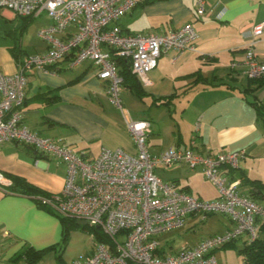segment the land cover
Returning a JSON list of instances; mask_svg holds the SVG:
<instances>
[{
	"label": "crops",
	"instance_id": "crops-1",
	"mask_svg": "<svg viewBox=\"0 0 264 264\" xmlns=\"http://www.w3.org/2000/svg\"><path fill=\"white\" fill-rule=\"evenodd\" d=\"M189 21L198 33L195 50L186 51L177 59L175 52L162 55L148 75L149 83L144 85L138 80L145 92L143 97L124 86L122 96L128 104L125 109L133 119L151 121L148 143L153 153L167 147H190L193 141L196 149L204 153L246 150L234 179L239 182V190L247 193L250 186L243 183L244 177L264 182V123L250 103L259 100L264 104V81L243 74L246 50L252 42L243 35V30L264 22V0H208L207 13L202 16L196 14L195 0H137L119 24L125 32L157 33L174 30ZM10 23L14 27L12 31L21 28L24 33V16L0 8V29ZM47 48L44 41L28 51L22 35L15 36L13 44L0 46V72H16L24 57L45 52ZM255 49L264 61V34ZM234 61L239 65L232 68ZM67 63L62 61L57 73L38 68L30 72L24 102L27 125L42 136L61 139L76 150H87L90 155H98L103 147L134 152L133 135L126 127L123 112L109 100L107 81L98 77L90 61L73 69ZM42 95L57 99L46 102ZM173 95L169 104L154 102L156 98ZM0 170L11 179L24 178L51 194L62 190L67 165L16 142H7L0 146ZM193 170L204 173L201 168L190 169L183 162L167 168L159 166L156 172L165 181H175L182 188L188 186L195 196L217 198V187V194L212 196L197 190L191 178ZM165 173L169 178L163 177ZM11 187H0L2 264H72L75 258L92 251L94 246L85 255L76 256L69 249L70 243L61 248L60 218L33 196L13 192ZM218 215L214 221L217 226L208 234L179 243L175 239L168 251L175 252L185 244L194 245L211 234L230 229L233 225L230 217ZM196 217L190 215L179 230L191 224L189 230L194 231ZM241 247L237 242L235 248L239 251ZM28 248L44 250L42 257L29 261L25 254ZM227 249L215 252L219 264H228Z\"/></svg>",
	"mask_w": 264,
	"mask_h": 264
},
{
	"label": "built area",
	"instance_id": "built-area-1",
	"mask_svg": "<svg viewBox=\"0 0 264 264\" xmlns=\"http://www.w3.org/2000/svg\"><path fill=\"white\" fill-rule=\"evenodd\" d=\"M136 3L137 0H0V8L20 16L36 18L46 13L51 19L37 32L46 42L47 51L27 55L14 73L0 72V146L16 142L67 165L62 190L35 198L58 215L101 228L108 237L107 241L94 237L92 251L75 258L72 264H219L217 250L241 240L249 245L259 238L258 223L264 219V204L242 193L239 182L231 176L246 157L244 149L204 153L196 149L193 141L190 147L151 152V121L133 119L125 109L123 78L112 56L129 59L133 73L145 85L162 55L175 52L177 59L195 50L198 33L191 21L171 31L125 32L119 20ZM207 3L208 0H195L198 16L207 13ZM263 34L264 22L243 30V35L252 41L243 61V74L249 79H264V61L255 49ZM64 60L70 69L90 61L98 77L107 81L109 100L123 112L126 127L133 135L134 152L103 147L98 155H90L61 139L42 136L27 125L24 102L30 72L38 68L57 73ZM238 65L237 61L231 64L232 68ZM177 162L190 169L201 168L217 186L219 196L200 198L156 173L159 166L167 168ZM12 185L13 180L0 170V187ZM198 214L202 220L226 214L233 225L225 232L169 252L161 236L182 228L190 215Z\"/></svg>",
	"mask_w": 264,
	"mask_h": 264
},
{
	"label": "trees",
	"instance_id": "trees-1",
	"mask_svg": "<svg viewBox=\"0 0 264 264\" xmlns=\"http://www.w3.org/2000/svg\"><path fill=\"white\" fill-rule=\"evenodd\" d=\"M25 18L24 28H26L30 22L34 20L33 16H27ZM112 52H114L112 50ZM112 58L116 61L117 66L119 68V73L123 78V85L130 88L137 96L143 97L145 92L143 91L137 76L132 71L131 61L129 59L118 57L113 55ZM264 81V79H261ZM46 102H53L56 97H49L47 95H42ZM175 95L170 97H163V98H156L154 102L159 104H169L170 101L173 100ZM250 103L255 107L258 117L264 123V104H262L259 100L250 101ZM29 148V147H28ZM235 171L231 172V176L235 177ZM13 185L11 187L13 192L28 194L30 196L40 195V194H47L44 191L38 189L24 178L20 177H13ZM243 183L250 186L249 191L246 193L253 199L261 202L264 204V182L259 179H250L248 177H244ZM185 190H188V186L184 187ZM36 199V198H35ZM37 200V199H36ZM37 202L41 205V203L37 200ZM42 206V205H41ZM54 213V212H53ZM56 214V213H55ZM61 220L62 223V243L61 248H64L70 239V232L73 227L78 226L77 219L63 217L61 215L56 214ZM259 238L255 240L251 244H246L243 242L241 248H239V252L245 256L246 264H264V219L259 220ZM83 227L89 228L93 236L101 241H107L108 237L103 233L101 228L96 226H90L89 224H85ZM238 241L232 242L230 244L225 245L223 248H235L236 243ZM44 250H33L28 248L25 251V254L28 255L29 261H36L40 259L43 255Z\"/></svg>",
	"mask_w": 264,
	"mask_h": 264
},
{
	"label": "rangeland",
	"instance_id": "rangeland-1",
	"mask_svg": "<svg viewBox=\"0 0 264 264\" xmlns=\"http://www.w3.org/2000/svg\"><path fill=\"white\" fill-rule=\"evenodd\" d=\"M50 22V19L46 13H43L41 16L34 18L33 22L30 23L26 28H24V33H21V28L16 32L14 27H12L11 23L9 26H5L2 30L0 29V46H5V43H12L14 42L15 36L16 38H21L24 42L26 50L32 51L34 44L44 41L37 36L38 29L43 25H46ZM1 26V25H0ZM128 95V93H127ZM126 96V95H125ZM122 100L124 103L125 108L128 106L127 101L124 100V96H122ZM194 171V172H193ZM192 171L191 178L195 183V186L200 190L206 192L207 196H212L217 194L216 185L209 180L204 173L196 172L195 170ZM159 174H161L160 170H157ZM156 172V173H157ZM165 179L169 178L168 173L162 174ZM197 194V192H195ZM206 199V198H205ZM217 214H213L209 216V219L206 221H202L201 215L198 214L193 221L197 227L194 231H190L189 228L191 224L188 225L187 229L185 230H171L166 234L162 235L161 238L163 240V245L168 249L171 242H184V240L189 239H196L204 234H208L211 230H213L217 226V221H215ZM222 217V214L218 215ZM192 224V225H193ZM84 224H79L76 227H73L70 232V239L68 244L70 245V251L72 254L76 256L85 255L94 245H95V238L89 228L83 227ZM176 239V240H175ZM238 245L242 246L243 241H238ZM230 249V250H229ZM169 250V249H168ZM227 251H230L228 264H242L244 260V255L240 254L238 249L236 248H228ZM78 252V253H77Z\"/></svg>",
	"mask_w": 264,
	"mask_h": 264
},
{
	"label": "water",
	"instance_id": "water-1",
	"mask_svg": "<svg viewBox=\"0 0 264 264\" xmlns=\"http://www.w3.org/2000/svg\"><path fill=\"white\" fill-rule=\"evenodd\" d=\"M77 222H78V224H87V221H85V220H77Z\"/></svg>",
	"mask_w": 264,
	"mask_h": 264
}]
</instances>
